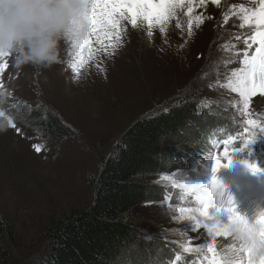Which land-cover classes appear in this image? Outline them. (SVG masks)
I'll return each mask as SVG.
<instances>
[{
  "label": "rangeland",
  "instance_id": "rangeland-1",
  "mask_svg": "<svg viewBox=\"0 0 264 264\" xmlns=\"http://www.w3.org/2000/svg\"><path fill=\"white\" fill-rule=\"evenodd\" d=\"M240 5L250 14L259 7V0H220L219 5L207 0L203 7L194 0L191 30L186 9L179 13L180 27L173 20L165 25L166 34L157 28L149 37L146 28L133 30L129 24L123 46L111 56L99 54L79 75L72 68L77 61L68 38L61 40L59 61L50 68L18 64L13 54L0 56V111L11 114L17 125L14 129L0 117L4 124L0 131V224L7 225L4 228L8 230L1 232L0 264H38L46 250L42 234L50 220L93 201L91 180L98 177L124 131L185 95L194 96L206 110L195 114L189 128L195 127L196 119L211 130L215 127L209 139L203 138L195 146L196 152L214 146L213 135L229 132L235 124L264 136V92L257 91L249 98L246 111L244 100L229 87L233 72L247 70L245 51L254 54L243 42L252 30L235 27L241 22ZM225 13L229 17L226 24ZM200 14L202 24L195 19ZM236 35L241 40L237 41ZM37 112L58 118L71 135L56 137L25 125L22 115ZM184 132L168 144L178 145ZM179 155L175 156L179 157L175 168L136 179L162 194L149 197L133 212L141 242L128 247V258L147 257L143 264H155L172 247L211 256L207 251L211 245L220 256L245 264L247 253L236 251L240 241L235 234H214L202 225L192 231L190 216L204 220L200 215L201 192L192 185L208 182L211 173L193 167L194 158ZM222 191L228 194L227 189ZM243 191L246 187L235 191L238 198ZM181 208L185 209L183 213ZM237 209L244 215L249 211L241 206ZM209 212L228 223L227 216L218 215L214 209ZM9 227L14 228V236ZM2 249L9 253L4 263Z\"/></svg>",
  "mask_w": 264,
  "mask_h": 264
},
{
  "label": "trees",
  "instance_id": "trees-1",
  "mask_svg": "<svg viewBox=\"0 0 264 264\" xmlns=\"http://www.w3.org/2000/svg\"><path fill=\"white\" fill-rule=\"evenodd\" d=\"M196 100L190 94L185 95L167 109L143 116L124 131L105 159L98 177L91 180L93 201L50 220L42 234L46 250L38 264H124L128 260L129 264H143L147 257L128 258V247L141 242L133 212L149 197L161 195L162 191H155L154 187L136 179L153 175L164 168H175L179 164V157H175L178 154L185 159V155L192 158L197 155L199 151L196 152L195 146L200 145L203 138L209 139L215 127L211 130L196 119L195 127L189 128L197 112H206ZM22 116L25 125L41 128L48 135H71L69 127L54 116L48 117L40 112ZM237 128L239 125L235 124L222 137ZM184 129L187 130L184 132ZM202 129L205 131L201 133ZM182 131L184 138L178 145L168 144ZM215 138L217 136L213 135ZM6 226L0 224V234ZM9 232L14 236V228L9 227ZM1 253L4 263L9 253L6 249H2ZM170 258L171 252L155 264H163Z\"/></svg>",
  "mask_w": 264,
  "mask_h": 264
},
{
  "label": "snow or ice",
  "instance_id": "snow-or-ice-1",
  "mask_svg": "<svg viewBox=\"0 0 264 264\" xmlns=\"http://www.w3.org/2000/svg\"><path fill=\"white\" fill-rule=\"evenodd\" d=\"M83 2L85 5L82 13L84 30L78 27L65 37L72 42L77 61L72 64V68L77 75L90 61L97 59L99 54L111 56L121 48L126 39L129 24L133 30L142 31L146 28V35L149 37L157 28L161 34H166L165 25L171 21L176 20V26L180 27L179 13L184 9H186L185 14L189 16V30L193 24L191 17L194 0H188L187 4L185 0H83ZM211 2L220 4V0H211ZM197 3L198 6L203 7L207 0H197ZM235 7L233 5V8ZM228 18V13H225V24L228 23ZM195 19L200 24L204 22L202 14L196 15ZM239 19L241 22L235 27L240 29L248 27L252 30L243 41L246 49H252L253 45H258L252 55H248L245 51L243 59L247 70L242 68L239 72H233V79L229 81L231 91L239 93L247 111L249 98L257 91L264 92V0H259V7L252 9L250 14L244 5H240ZM235 39L239 41L241 37L236 35ZM7 55L9 53L0 52V56ZM95 66L100 68L101 64L96 63ZM0 117H4L7 125L17 128L11 114L5 115V112L0 111ZM249 123L253 121L250 120ZM244 163L254 174L264 171L247 161ZM220 167V161L216 160L215 165L210 168L211 179L208 182H196L192 185L201 192L199 198L202 201L203 211L200 215L204 217L203 221L195 215L189 217L190 222H193L192 231H197L202 225L212 230L214 234L225 236L235 234L236 239L240 241V247L236 251L247 253L245 264H264V213H261L254 222H249L246 216L238 211L231 195L224 198L223 182L216 176ZM210 209H214L218 215L227 216L228 223L224 224L216 216H212ZM180 211L183 213L185 209L181 208ZM192 250L186 249V251ZM207 251L212 254L210 257H205L207 264H239L238 261L227 256H220L211 245Z\"/></svg>",
  "mask_w": 264,
  "mask_h": 264
},
{
  "label": "clouds",
  "instance_id": "clouds-1",
  "mask_svg": "<svg viewBox=\"0 0 264 264\" xmlns=\"http://www.w3.org/2000/svg\"><path fill=\"white\" fill-rule=\"evenodd\" d=\"M84 7L83 0H0V52L13 54L18 64L52 67L61 40L84 30Z\"/></svg>",
  "mask_w": 264,
  "mask_h": 264
}]
</instances>
